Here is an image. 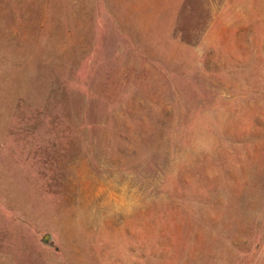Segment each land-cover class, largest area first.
I'll list each match as a JSON object with an SVG mask.
<instances>
[{"label":"rangeland","instance_id":"1","mask_svg":"<svg viewBox=\"0 0 264 264\" xmlns=\"http://www.w3.org/2000/svg\"><path fill=\"white\" fill-rule=\"evenodd\" d=\"M0 264H264V0H0Z\"/></svg>","mask_w":264,"mask_h":264},{"label":"water","instance_id":"2","mask_svg":"<svg viewBox=\"0 0 264 264\" xmlns=\"http://www.w3.org/2000/svg\"><path fill=\"white\" fill-rule=\"evenodd\" d=\"M47 240H48V237H45L43 241L46 242Z\"/></svg>","mask_w":264,"mask_h":264}]
</instances>
